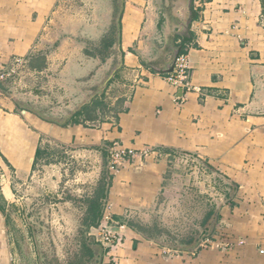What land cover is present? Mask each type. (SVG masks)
Returning a JSON list of instances; mask_svg holds the SVG:
<instances>
[{
  "label": "crops",
  "instance_id": "0c3cea01",
  "mask_svg": "<svg viewBox=\"0 0 264 264\" xmlns=\"http://www.w3.org/2000/svg\"><path fill=\"white\" fill-rule=\"evenodd\" d=\"M58 1L0 0V69L9 57L27 55ZM190 2L121 0L115 28L121 58L112 74H128L133 84L97 127L48 122L0 86V264H36L11 214L15 189L35 173L47 137L95 147L103 175L108 146L117 142L136 153L111 176L101 222L126 228L122 241L104 250L102 264H264V0ZM191 6L195 18H188ZM179 53L189 57L190 91L164 79ZM178 155L204 161L237 186L218 212L212 237L218 247L178 250L128 226L158 200Z\"/></svg>",
  "mask_w": 264,
  "mask_h": 264
},
{
  "label": "rangeland",
  "instance_id": "374dc122",
  "mask_svg": "<svg viewBox=\"0 0 264 264\" xmlns=\"http://www.w3.org/2000/svg\"><path fill=\"white\" fill-rule=\"evenodd\" d=\"M120 5L121 0H59L27 55L9 57L3 65L1 88L21 107L59 120L93 100L75 121L97 127L111 118L112 103L133 84L128 74H112L121 58L117 37L112 38ZM42 146L45 155L35 173L15 189L11 217L14 227H20L16 235L21 241L19 235L26 234L32 263L75 264L81 256L86 264H98L97 228L88 226L86 217L105 170L99 150L50 137ZM118 172L109 164L110 176ZM168 172L158 200L126 221L142 226L163 245L181 249L206 233L205 215H218L235 188L220 172L189 155L176 156ZM88 250L95 253L93 258Z\"/></svg>",
  "mask_w": 264,
  "mask_h": 264
},
{
  "label": "built area",
  "instance_id": "2783aa9c",
  "mask_svg": "<svg viewBox=\"0 0 264 264\" xmlns=\"http://www.w3.org/2000/svg\"><path fill=\"white\" fill-rule=\"evenodd\" d=\"M189 72L190 61L188 55L186 53H179L175 58L172 71L169 72L164 79L176 89L190 91L191 86L189 83ZM5 73L6 72L3 69L0 77H4V75H6ZM194 91L199 92V90L195 88ZM107 150L109 155L110 170H116V172H118L121 166H123L125 159L136 156L134 151L125 149L117 142L109 146ZM145 153H147V151ZM114 227L116 226H109L108 223L103 224L102 221L99 227L94 230L95 233L93 235L103 250L109 251L122 241L123 235L121 230L125 229L126 226H117L119 227V231L114 230ZM215 246H217V244L212 238H208L200 244V248H211Z\"/></svg>",
  "mask_w": 264,
  "mask_h": 264
},
{
  "label": "trees",
  "instance_id": "16d2710c",
  "mask_svg": "<svg viewBox=\"0 0 264 264\" xmlns=\"http://www.w3.org/2000/svg\"><path fill=\"white\" fill-rule=\"evenodd\" d=\"M1 71L3 72V70H1ZM85 110H86V108L81 110V112H79L78 116L81 115ZM74 122H75L74 124H76V125H82L76 121H74ZM111 180H112V177L109 176L107 171H105V174L103 175V177L100 181V184L94 193V197L89 204V210H88L89 214L86 217V221H87L88 226L95 227V228L99 227L101 219H102L101 218L102 217V211H104L103 208L105 207L107 200H108V193H109ZM231 184L235 188L233 194H236L237 186L234 185L233 183H231ZM111 221H115V220H113V218H111ZM203 225H204L206 233L203 234L197 241L190 242L192 244H190L189 246L181 248L182 250L199 249L200 244L204 240H206L208 238H212L213 232L219 226L218 215H214L211 211H209L207 213V215H205V218L203 219ZM128 226L130 227V229L142 234L147 239L157 240L155 235L148 233L147 230H145L144 228H137L136 226H134L133 224H130V223H128ZM97 251H98V253L96 254V257H97L98 264H102L101 257L104 254V250L101 246H99V249ZM87 253H90L91 258H93L94 254H95L93 251H90V250H88ZM75 264H81V260L76 259Z\"/></svg>",
  "mask_w": 264,
  "mask_h": 264
},
{
  "label": "water",
  "instance_id": "95a60500",
  "mask_svg": "<svg viewBox=\"0 0 264 264\" xmlns=\"http://www.w3.org/2000/svg\"><path fill=\"white\" fill-rule=\"evenodd\" d=\"M191 2V4H193V0H190ZM191 11H192V14H193V18H195V12L193 11V8H192V6H191ZM172 71V70H171ZM170 71V72H171ZM81 109H82V105L81 106H79L76 110H74L73 112H71L68 116H66L65 118H64V120H57V119H53V118H48V117H43V119L44 120H46V121H48V122H51V123H54V124H57V125H59V126H61V127H64V126H66L67 124H68V122H69V120L74 116V114H76L77 112H79V111H81ZM42 118V117H41ZM114 230H116V231H118L119 230V227H114L113 228Z\"/></svg>",
  "mask_w": 264,
  "mask_h": 264
},
{
  "label": "flooded vegetation",
  "instance_id": "af4514ba",
  "mask_svg": "<svg viewBox=\"0 0 264 264\" xmlns=\"http://www.w3.org/2000/svg\"><path fill=\"white\" fill-rule=\"evenodd\" d=\"M188 18L189 17H191L193 14L190 12V11H188ZM112 38H114L115 39V34L112 36ZM6 72V71H5ZM19 103V102H18ZM24 108L25 109H27V110H30V111H32V112H34V113H36L38 116H41L42 118L43 117H48V116H46V115H44V114H42L40 111H38V110H36V109H29L26 105H24ZM83 110V109H82ZM78 114L79 113H76V114H74V116L69 120V122H68V124L69 123H71V122H73V121H75V119H76V117L78 116ZM48 118H52V117H48ZM53 119H57V118H53ZM57 120H59V119H57ZM64 120V119H63ZM62 121V120H61ZM67 124V125H68Z\"/></svg>",
  "mask_w": 264,
  "mask_h": 264
}]
</instances>
